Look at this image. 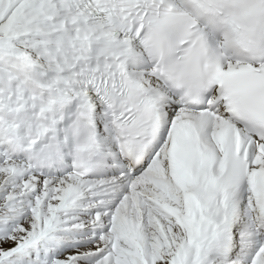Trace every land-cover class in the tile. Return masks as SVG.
<instances>
[{"label": "snow or ice", "instance_id": "6c2138e0", "mask_svg": "<svg viewBox=\"0 0 264 264\" xmlns=\"http://www.w3.org/2000/svg\"><path fill=\"white\" fill-rule=\"evenodd\" d=\"M0 264H264V0H0Z\"/></svg>", "mask_w": 264, "mask_h": 264}]
</instances>
